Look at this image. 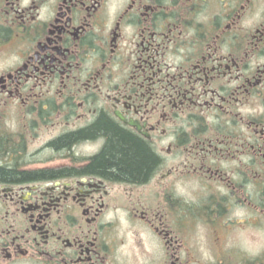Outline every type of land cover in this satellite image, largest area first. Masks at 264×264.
Here are the masks:
<instances>
[{
  "label": "flooded vegetation",
  "instance_id": "obj_1",
  "mask_svg": "<svg viewBox=\"0 0 264 264\" xmlns=\"http://www.w3.org/2000/svg\"><path fill=\"white\" fill-rule=\"evenodd\" d=\"M0 264H264V0H0Z\"/></svg>",
  "mask_w": 264,
  "mask_h": 264
},
{
  "label": "rangeland",
  "instance_id": "obj_2",
  "mask_svg": "<svg viewBox=\"0 0 264 264\" xmlns=\"http://www.w3.org/2000/svg\"><path fill=\"white\" fill-rule=\"evenodd\" d=\"M252 236L253 239H248V241L246 240L245 245L246 248L250 249L253 252L260 249V245H263V239H261V237L259 236H255L254 234H252Z\"/></svg>",
  "mask_w": 264,
  "mask_h": 264
},
{
  "label": "trees",
  "instance_id": "obj_3",
  "mask_svg": "<svg viewBox=\"0 0 264 264\" xmlns=\"http://www.w3.org/2000/svg\"><path fill=\"white\" fill-rule=\"evenodd\" d=\"M122 165L124 166V169H133L134 168V165H133V161L131 160H128V161H124V163H122Z\"/></svg>",
  "mask_w": 264,
  "mask_h": 264
}]
</instances>
